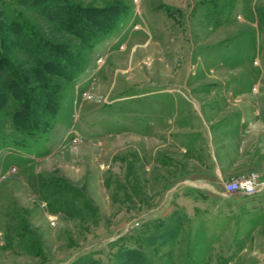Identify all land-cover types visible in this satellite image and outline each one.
Returning a JSON list of instances; mask_svg holds the SVG:
<instances>
[{"label": "rangeland", "instance_id": "rangeland-1", "mask_svg": "<svg viewBox=\"0 0 264 264\" xmlns=\"http://www.w3.org/2000/svg\"><path fill=\"white\" fill-rule=\"evenodd\" d=\"M58 1L122 13L88 45L26 0H0V29L15 13L83 58L73 79L52 76L46 131L2 117L0 264H126L127 248L138 264H264V221L243 215L254 202L223 192L264 175V0ZM184 99L206 104V121L176 122ZM193 132L203 149H182Z\"/></svg>", "mask_w": 264, "mask_h": 264}, {"label": "trees", "instance_id": "trees-1", "mask_svg": "<svg viewBox=\"0 0 264 264\" xmlns=\"http://www.w3.org/2000/svg\"><path fill=\"white\" fill-rule=\"evenodd\" d=\"M26 2L88 45L111 31L122 13L116 4L95 8L58 0ZM7 18L0 29V132L2 117L8 114L16 131L35 136L47 130L57 109L60 83L52 76L73 79L82 67L83 58L79 50L71 52L68 44L50 40L17 14L11 13ZM12 26L16 27L13 31ZM13 43L30 57L32 65H23L25 61L17 59ZM135 251L127 248L123 262L138 264V258L131 256ZM81 264H96V260L88 258Z\"/></svg>", "mask_w": 264, "mask_h": 264}, {"label": "crops", "instance_id": "crops-1", "mask_svg": "<svg viewBox=\"0 0 264 264\" xmlns=\"http://www.w3.org/2000/svg\"><path fill=\"white\" fill-rule=\"evenodd\" d=\"M155 90H159V91L165 90L164 92H171L169 88L168 89L159 88V89H155ZM153 91H154V89H153ZM186 102H188V101H186ZM188 103H190V102H188ZM204 105L202 106L200 103L194 101L193 105L191 104V107L187 106L185 108L183 107V108L180 109L175 104L174 107H171L170 109H172V111H171L173 113L172 117L177 119L176 122H178L181 125H185V122H187L190 118H192V119H196V118L205 119V117H207V115H208V113L206 112L207 111V108H206L207 105L206 104H204ZM192 106L194 107V109H193ZM192 109L195 110V112L192 111ZM205 121H206V119H205ZM239 125H241V124H239ZM199 134H197L196 132H193L192 134H187V136H185V134H184L183 137H179V139H180V144H179L180 147L182 149H184V150H187V149L193 150L194 152L197 151L198 149L202 150L203 147H204L203 145H201L200 143H199L200 145L199 144H194L195 142H197V140H198V136L197 135H199ZM215 156H217V155H215ZM220 172H223L224 174H226L224 172L223 167H222V169H220ZM245 172H247V171H245ZM237 173L239 174L241 172H232V171L228 172L229 176L236 175ZM186 181H187V179L186 180L184 179L183 182H186ZM187 184L188 183H184V186H178V187L179 188H183V187L186 188V186L189 187V185H187ZM201 184H202L201 187H200V185H196V186H199L197 188H203V189L212 188V185H209V183H207V182H203ZM223 192H224V190H223ZM232 195L234 196V195H237V194L232 193ZM246 200H252V202H254V203H252V204H254V206H251V204L249 206L248 203H247V205L245 207L246 208L245 210L247 211V213L250 212V214H243V215H252V214L255 213V214H257V216H261L262 217V222H263L264 221V190L254 194V195L248 196V198ZM229 205H233V204L229 203ZM235 205H237V203ZM240 221H244V219H242Z\"/></svg>", "mask_w": 264, "mask_h": 264}, {"label": "built area", "instance_id": "built-area-1", "mask_svg": "<svg viewBox=\"0 0 264 264\" xmlns=\"http://www.w3.org/2000/svg\"><path fill=\"white\" fill-rule=\"evenodd\" d=\"M223 190L226 194L241 193L246 196L254 195L264 190V175L252 171L250 173L225 179Z\"/></svg>", "mask_w": 264, "mask_h": 264}]
</instances>
